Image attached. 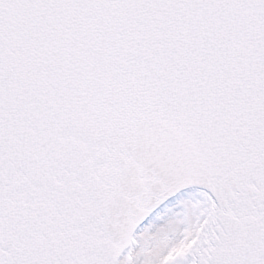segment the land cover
Masks as SVG:
<instances>
[{"label": "snow or ice", "instance_id": "obj_1", "mask_svg": "<svg viewBox=\"0 0 264 264\" xmlns=\"http://www.w3.org/2000/svg\"><path fill=\"white\" fill-rule=\"evenodd\" d=\"M0 264H264V0H0Z\"/></svg>", "mask_w": 264, "mask_h": 264}]
</instances>
